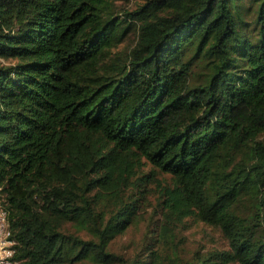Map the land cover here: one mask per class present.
<instances>
[{"label": "trees", "instance_id": "trees-1", "mask_svg": "<svg viewBox=\"0 0 264 264\" xmlns=\"http://www.w3.org/2000/svg\"><path fill=\"white\" fill-rule=\"evenodd\" d=\"M116 1L0 0L14 264H264V0ZM187 217L226 246L174 256Z\"/></svg>", "mask_w": 264, "mask_h": 264}, {"label": "rangeland", "instance_id": "rangeland-1", "mask_svg": "<svg viewBox=\"0 0 264 264\" xmlns=\"http://www.w3.org/2000/svg\"><path fill=\"white\" fill-rule=\"evenodd\" d=\"M137 1L139 0H118L116 3L122 8L131 10ZM155 203V199L151 198L150 204L141 210L138 220L130 224L124 232L117 234L112 239L108 248L110 252L124 255L139 247L143 244L144 234L147 228L153 227L155 229L152 231L153 234L157 233L159 230L158 224L161 219L158 215V205H155ZM184 221L185 224H180V226H177V230H175L174 249L173 243L170 245L174 256L179 254L183 258H189L197 251L205 253L220 250L226 246V240L218 227L209 225L193 217H187ZM64 228L65 230H74L75 227L69 222H66ZM79 233L83 237H90L85 230Z\"/></svg>", "mask_w": 264, "mask_h": 264}, {"label": "built area", "instance_id": "built-area-1", "mask_svg": "<svg viewBox=\"0 0 264 264\" xmlns=\"http://www.w3.org/2000/svg\"><path fill=\"white\" fill-rule=\"evenodd\" d=\"M16 240L13 238L8 220V211L0 206V264H14Z\"/></svg>", "mask_w": 264, "mask_h": 264}]
</instances>
